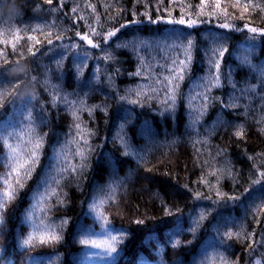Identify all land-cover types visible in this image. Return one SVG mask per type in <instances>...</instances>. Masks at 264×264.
<instances>
[{
    "label": "trees",
    "instance_id": "1",
    "mask_svg": "<svg viewBox=\"0 0 264 264\" xmlns=\"http://www.w3.org/2000/svg\"><path fill=\"white\" fill-rule=\"evenodd\" d=\"M246 2L0 0V264H88L91 245L79 241L104 230L123 241L98 264H207L221 253L245 264L247 250L263 258L264 183L252 180L264 171V35L244 26L264 29V13ZM115 28L97 48L76 35L97 41L92 29ZM221 47L220 86L205 104ZM189 55L173 106L163 78ZM37 140L38 163L30 177L20 171V188L12 147L24 160ZM50 233L61 239L40 244Z\"/></svg>",
    "mask_w": 264,
    "mask_h": 264
},
{
    "label": "snow or ice",
    "instance_id": "2",
    "mask_svg": "<svg viewBox=\"0 0 264 264\" xmlns=\"http://www.w3.org/2000/svg\"><path fill=\"white\" fill-rule=\"evenodd\" d=\"M46 2L48 4H52L53 0H46ZM201 2L205 3L206 0H201ZM235 4H236V6H239L241 4V0H235ZM242 6H243L245 11H248V9L250 7H255V8H259V10L262 13H264V5H261L259 3H255L254 4L253 0H247V2L243 3ZM89 7H92L93 11H95V6L89 5ZM215 7L216 8L220 7V0H215ZM72 11H73V13H75L76 12V8H73ZM225 14H226V10H225ZM77 19H83V17H77ZM177 23L183 24L184 20H179V21H177ZM220 26L223 27V28H230L231 27L229 24H221ZM9 27H15V25H11ZM244 27L247 28V30L250 33L255 34V33L259 32V34L264 35V29H257L256 27H251L249 25H245ZM7 28L8 27H6L5 29H7ZM34 30L44 31L43 29H40L39 26H37V29H34ZM235 30H242V29H235ZM118 31H120V29L119 28H115V29L108 30L106 34H102V33L96 32L95 29H92V35L93 36L101 37V40H97V41H94V39L91 38L89 34L81 35V33L77 32L76 35L80 38V40L85 41L88 46H90L92 48H97V47L100 46L101 42L108 43V41L112 37L116 36V33ZM52 36H53V33L51 31H46V42L48 44H53V39L51 38ZM28 39L29 40H35V38L33 36H28ZM55 39L56 40H60V39H62V36L57 34L55 36ZM35 42L39 43L38 40H36ZM192 43H193V41H191V40L187 41L188 49H186V50H190V48L192 46ZM227 51H228V49L226 47H221L219 49H214L213 50V54H214L215 59H213L211 61V63H212V66L216 70V75L211 76L209 78L206 86H205L206 87L205 99H204V103L205 104L207 103V100H208L207 92L211 91L215 87L220 86V82H221V75H220L221 63H220V61L224 57V55H225V53ZM29 52H32L31 48H29ZM32 54L34 55L35 53H32ZM190 60H191V56L190 55L187 57V59L179 60L178 64H179L180 67L168 69V71L173 73V74L172 75H166L163 78L164 81H166V85H165L166 92L170 94V95H168V99L171 100L173 106L175 105V99H176L175 90L179 88V84L176 83V81L184 79L183 73L188 68ZM173 63L175 64L177 62L173 61ZM33 79H35V78L33 77ZM156 82L160 83L161 81L158 79ZM5 83L6 82H4V81H0V88H3ZM233 86H235V85H233ZM153 91H155V90H153ZM132 103H136V101H132ZM0 104H2V100H0ZM202 114L203 113H201V115ZM262 122H264V118H262ZM76 127L79 129L80 125L77 124ZM242 134H243V126H240V129L235 132V135L237 137H241ZM81 139L83 140V145H85V146L89 145V141L87 139H85L83 136L81 137ZM40 147H41V142L39 140L35 141V143L33 144V148L30 151L27 152L26 159L23 162H21V160L19 159L18 155H16V149L14 147H12V152L14 153L12 159H13L15 165H16L13 168V171L17 175V179H16L15 183L18 184L20 188L24 187L23 179L20 177V169H25V171L23 173V175L25 177H30L31 176V173L34 170V167L38 163V150H39ZM87 151H90V148H88ZM77 155H79V157H80V164H79L78 167L81 170H83L85 167H87L88 155L86 154V151H85L84 148H81L77 152ZM76 167L77 166H73L72 167V171L73 172L76 171ZM149 171H151V169H149ZM225 171L228 174H231V169H225ZM257 172H258V176H257V178L252 180V183L253 184L264 183V171H261V170L257 169ZM213 175H215V173H213ZM57 183H59V181H57ZM200 195H201L200 193H196V197L197 198H199ZM216 195L221 200H223L225 198V196H226V194L221 193L219 190H217ZM8 196H9V199L14 198L15 191L14 190L10 191ZM209 199H211V197H209ZM227 199H236V197L235 196H228ZM168 214L170 215L171 213L169 212ZM205 218H206L205 215L203 213H201L200 214V220L203 221ZM0 222H2V221H0ZM143 222H144L143 220L136 221L137 224H142ZM62 223L63 224H67L68 221L65 220ZM192 231H193V234H195L196 229L193 228ZM235 235L239 238L241 236V233L237 232V233H235ZM254 235H255L254 233L251 234V236H254ZM227 236H228L229 239H231L233 237V233L230 232V233L227 234ZM245 238H250V237L246 236ZM60 239H61L60 235L56 234V233L47 234V237H45V235L42 234V235L39 236V243L40 244L55 243V242H58ZM35 241H36V237L34 236L32 239L26 240L25 243L26 244H33ZM122 241H123V237L112 236L110 238V240L105 242L103 245L97 244L95 241H88L86 239H81L79 241V243L81 245H84V246L91 245V246L97 247V248L105 247L106 250L109 253H115L117 251V244L121 243ZM254 242L255 241H252V243H254ZM189 243H191V241H189ZM179 244H180V241L177 240L172 245V247L175 248V247L179 246ZM246 246L249 247L250 250H253L252 249V244H248ZM218 258L221 261V264H238V262L230 259L227 255H225L223 253H221Z\"/></svg>",
    "mask_w": 264,
    "mask_h": 264
},
{
    "label": "rangeland",
    "instance_id": "3",
    "mask_svg": "<svg viewBox=\"0 0 264 264\" xmlns=\"http://www.w3.org/2000/svg\"><path fill=\"white\" fill-rule=\"evenodd\" d=\"M246 44H243V46H245ZM246 46H249V45H246ZM242 52L244 53H248L251 58L252 57H255L254 56V49H251L249 48L248 50H243ZM200 108V107H199ZM197 108V109H199ZM19 157V156H18ZM19 159L21 160V162H23L24 160H22L21 157H19ZM13 167L16 166L15 163L12 165ZM25 169H20V171H24ZM264 197V193L262 195ZM96 220H98V223L99 224H102L101 223V220L98 219L96 217ZM102 226V225H101ZM101 231H96L93 236V238L89 237V241H95L97 244H101L103 245L105 242L109 241V236L105 233V230H104V233H101ZM90 251L88 253V259H87V263L88 264H98L100 263V259L101 257L105 256L106 253H109L105 247H93V246H90ZM259 254V253H258ZM257 253L256 254H250V251L247 250V254H246V258H245V264H264V256L262 259H259L256 255H258ZM219 256L217 255H214V256H211L209 257L208 261H207V264H221V261L219 260L218 258Z\"/></svg>",
    "mask_w": 264,
    "mask_h": 264
}]
</instances>
